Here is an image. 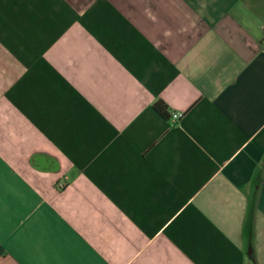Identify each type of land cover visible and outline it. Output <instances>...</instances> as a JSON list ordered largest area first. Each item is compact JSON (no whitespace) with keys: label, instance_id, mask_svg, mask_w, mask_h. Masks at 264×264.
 I'll list each match as a JSON object with an SVG mask.
<instances>
[{"label":"crops","instance_id":"1","mask_svg":"<svg viewBox=\"0 0 264 264\" xmlns=\"http://www.w3.org/2000/svg\"><path fill=\"white\" fill-rule=\"evenodd\" d=\"M0 264H264V0H0Z\"/></svg>","mask_w":264,"mask_h":264},{"label":"trees","instance_id":"2","mask_svg":"<svg viewBox=\"0 0 264 264\" xmlns=\"http://www.w3.org/2000/svg\"><path fill=\"white\" fill-rule=\"evenodd\" d=\"M154 109L164 118L169 119L170 114L167 108V105L162 100H157L154 103Z\"/></svg>","mask_w":264,"mask_h":264},{"label":"built area","instance_id":"3","mask_svg":"<svg viewBox=\"0 0 264 264\" xmlns=\"http://www.w3.org/2000/svg\"><path fill=\"white\" fill-rule=\"evenodd\" d=\"M182 117H183V113H181V112H172L170 114L169 121H170L171 125H175L181 120Z\"/></svg>","mask_w":264,"mask_h":264}]
</instances>
